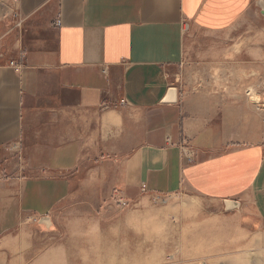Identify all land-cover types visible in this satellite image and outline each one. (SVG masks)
Listing matches in <instances>:
<instances>
[{"label": "crops", "instance_id": "1", "mask_svg": "<svg viewBox=\"0 0 264 264\" xmlns=\"http://www.w3.org/2000/svg\"><path fill=\"white\" fill-rule=\"evenodd\" d=\"M262 88L264 0H0V264L262 246Z\"/></svg>", "mask_w": 264, "mask_h": 264}, {"label": "rangeland", "instance_id": "2", "mask_svg": "<svg viewBox=\"0 0 264 264\" xmlns=\"http://www.w3.org/2000/svg\"><path fill=\"white\" fill-rule=\"evenodd\" d=\"M200 40L201 42L198 43V50L203 51L205 48V44H208V37L201 34ZM213 39V46L220 48V36H216ZM218 40V41H214ZM219 51V50H218ZM197 60L200 61L198 65V70L201 72V76H196V81L201 84V86H205V84H213V88L211 90L212 93L217 94L218 96L221 95L222 90L217 89L219 83H220V74L215 73L209 74L204 73L203 65H204V53L197 54ZM202 66V67H201ZM201 67V68H200ZM209 74V75H208ZM263 82V80H262ZM263 85V84H262ZM235 92V91H234ZM259 96L261 97V100L258 96L255 95V100L257 103H260L259 105H254L257 108V111L259 113L264 114V89H260ZM231 249L229 250V256L228 261H220V259H210V258H204V259H198L197 261H116L117 264H264V244L262 246H259L255 249H251L248 251H244L243 253H238V251ZM239 254V255H238ZM239 256V258H238ZM211 260H217V261H211Z\"/></svg>", "mask_w": 264, "mask_h": 264}, {"label": "built area", "instance_id": "3", "mask_svg": "<svg viewBox=\"0 0 264 264\" xmlns=\"http://www.w3.org/2000/svg\"><path fill=\"white\" fill-rule=\"evenodd\" d=\"M60 24H61L60 21H57L55 23V25H57V26H59ZM10 65L12 67H14L17 71H19L21 69V67L19 65H17L16 63H14V62H12ZM186 158H187V161L189 163H193L194 162L191 153H188V155H186ZM118 204L121 205V206H126L127 205V203H125L124 201H122V199H118Z\"/></svg>", "mask_w": 264, "mask_h": 264}]
</instances>
